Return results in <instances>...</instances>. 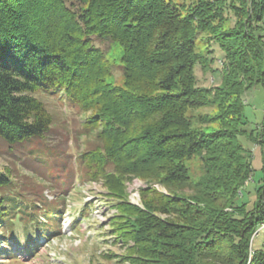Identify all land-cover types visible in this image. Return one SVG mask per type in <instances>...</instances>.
Masks as SVG:
<instances>
[{
  "label": "trees",
  "instance_id": "obj_1",
  "mask_svg": "<svg viewBox=\"0 0 264 264\" xmlns=\"http://www.w3.org/2000/svg\"><path fill=\"white\" fill-rule=\"evenodd\" d=\"M231 2L248 22L218 42L225 53L222 72L232 76L242 57L259 64L254 83L237 93L226 79L214 88L196 87V67L207 69L209 60L196 51V38L210 17H184L164 0H0V141L11 150L46 141L54 116L39 95L75 109L83 117L80 136L86 140L75 161L78 182L102 183L117 210L110 226L118 239L139 243L141 237H157L160 257L156 247L150 254L138 249L139 264H264V178L255 199L246 198L243 188L254 180V170L251 155L243 159L251 152L240 141L246 137L257 144L264 136V115L259 129L247 135L243 103L247 90L264 89V0ZM94 39L119 45L121 65L112 64ZM115 67L123 86L109 82ZM232 98L238 127L213 134L192 129L189 110L226 105ZM92 139L94 144L88 143ZM44 145L46 157L59 159L57 149ZM195 155L203 157L208 174L218 175L205 183L206 201L179 202L190 222L162 218L166 211L157 201L144 210L129 201L125 183L132 178L148 184L144 196L168 199L151 186L163 185L173 194L174 183L188 178L183 162ZM47 174L60 183L58 171L49 167ZM232 181H239V191L223 186ZM16 184L0 173V254L10 263L38 257L42 240L63 236L68 209L65 198L62 206L40 205ZM92 207L86 203L73 224L89 220Z\"/></svg>",
  "mask_w": 264,
  "mask_h": 264
},
{
  "label": "rangeland",
  "instance_id": "obj_2",
  "mask_svg": "<svg viewBox=\"0 0 264 264\" xmlns=\"http://www.w3.org/2000/svg\"><path fill=\"white\" fill-rule=\"evenodd\" d=\"M164 1L167 5L180 8V14L184 17L195 13L202 17H210L208 28L206 31H199L196 38V51L202 55V59L205 56L209 58L207 69L202 68L201 63L196 67V87L214 88L222 85L226 79V82L232 86L231 90L237 93L240 90L244 91L248 85L254 83L257 78L255 69L259 68V64L251 56L247 59L244 57L240 59L241 64L236 67L232 76L226 77L222 72L223 68L225 70V53L219 47L218 42L225 43L224 36L226 34L235 32L237 24L248 22L247 14L233 7L234 2L231 0L229 2H226L227 0ZM239 6L241 7V5ZM94 43L107 52V58L112 64L121 65L124 51L119 45L97 39H94ZM121 73V69L115 67L114 76L109 79V82L123 86L124 79ZM243 97L247 135H249V132H256L259 129L263 120L264 89L258 86L247 90ZM39 98L54 116L53 129L48 133L45 142L18 145L14 150H11L5 142L0 141V173L9 174L16 181L17 190L40 205L52 202L54 205L62 206L65 198L66 209H68L62 222L63 236L53 239L49 245H43L40 255L33 259L27 260L22 257L20 261L10 263L6 257L0 254V264H139L136 260L138 249L150 254L154 253L155 247L156 258L160 257L157 251V237H141L137 243L133 240L126 242L118 239L119 233H113L110 225L113 223V216L116 215L117 210L113 207V201L105 196L106 191L102 183L82 184L78 182L75 161L82 149L83 140L86 141L80 136L83 117L72 107H65L57 97L39 95ZM235 101L232 98L226 105L214 104L192 109L187 112L186 117L192 129L202 134H213L227 128H235L238 127V117L232 114V109L236 105ZM257 140L260 142L255 144L246 137H240L244 147L251 152L243 155L245 161H248L251 155V164L254 170V180H251L249 185L245 182L243 188L246 198L248 197L251 201L255 199L256 190L262 185L264 178V148L260 145L264 144L263 134H260ZM45 143L60 152L59 159L56 160L52 156L46 157L44 149L48 146H45ZM88 143L94 144V140L92 139ZM43 153L44 158L42 157ZM47 158L52 160L51 165ZM204 161L202 156L195 155L183 162L188 178L180 185L178 182L174 183L177 189L173 194H169L163 185L151 186L164 195H170L166 200H160L162 198L159 199L154 194L144 196L141 190L148 188V184L139 178H132L125 183L126 195L129 201L140 209H143L146 204L157 201L156 207L168 212L161 213L160 216L170 219L173 223L190 222V215L184 208H181L179 202H182L183 205L187 200L206 201L203 197V193L206 191L205 183L208 178L213 179L209 175H218L214 172L208 174ZM49 167L61 174L59 184L48 178L47 168ZM160 175H162L161 179H166L165 174L160 173ZM226 184L223 186L228 190L234 188L239 191L241 189L238 187L239 181ZM39 195H43L47 202L43 197H41V201H43L41 202ZM158 200L163 202L159 201L158 205ZM89 202L93 206L89 220L74 225L75 219L80 217V210ZM118 223L128 230L126 221ZM256 246H262L261 237H258Z\"/></svg>",
  "mask_w": 264,
  "mask_h": 264
}]
</instances>
